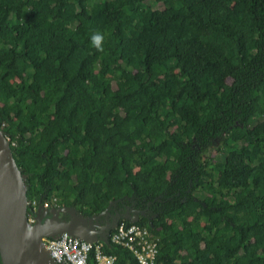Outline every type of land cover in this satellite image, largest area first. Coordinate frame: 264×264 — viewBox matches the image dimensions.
Wrapping results in <instances>:
<instances>
[{
    "label": "trees",
    "instance_id": "trees-1",
    "mask_svg": "<svg viewBox=\"0 0 264 264\" xmlns=\"http://www.w3.org/2000/svg\"><path fill=\"white\" fill-rule=\"evenodd\" d=\"M0 130L27 200L133 201L163 264H264V0H0Z\"/></svg>",
    "mask_w": 264,
    "mask_h": 264
},
{
    "label": "water",
    "instance_id": "water-1",
    "mask_svg": "<svg viewBox=\"0 0 264 264\" xmlns=\"http://www.w3.org/2000/svg\"><path fill=\"white\" fill-rule=\"evenodd\" d=\"M25 176L18 169L9 142L0 130V262L1 264H53L44 247V237L60 233L94 241H107V234L116 222L98 221L105 210L91 216L82 215L72 206L41 209L31 224L26 219L28 200ZM133 217L137 221L139 210ZM67 214L68 216H64Z\"/></svg>",
    "mask_w": 264,
    "mask_h": 264
},
{
    "label": "built area",
    "instance_id": "built-area-1",
    "mask_svg": "<svg viewBox=\"0 0 264 264\" xmlns=\"http://www.w3.org/2000/svg\"><path fill=\"white\" fill-rule=\"evenodd\" d=\"M6 139L9 141L8 137ZM52 205L58 206L55 197L42 202L35 198L28 200L27 221L35 223L38 209L50 208ZM43 242L53 264H114L116 255L107 252L105 245L125 249L136 264H163L158 259L159 238L137 222L120 220L109 233L107 241H88L63 232L52 238L44 237Z\"/></svg>",
    "mask_w": 264,
    "mask_h": 264
},
{
    "label": "flooded vegetation",
    "instance_id": "flooded-vegetation-1",
    "mask_svg": "<svg viewBox=\"0 0 264 264\" xmlns=\"http://www.w3.org/2000/svg\"><path fill=\"white\" fill-rule=\"evenodd\" d=\"M110 210L104 211V213L101 215V218L98 220L100 221H106V222H118L123 218L124 216L133 217L134 211L139 210V213L142 212V214L139 215L138 219L141 217H145L148 219V221L155 216V213L152 212L149 207H143L141 204L135 203L131 201L130 203L122 202L121 204H113L109 206Z\"/></svg>",
    "mask_w": 264,
    "mask_h": 264
},
{
    "label": "rangeland",
    "instance_id": "rangeland-1",
    "mask_svg": "<svg viewBox=\"0 0 264 264\" xmlns=\"http://www.w3.org/2000/svg\"><path fill=\"white\" fill-rule=\"evenodd\" d=\"M157 2H159V0H156ZM177 56L178 58L181 57V53L178 52L177 53ZM45 69L46 70H51L53 68V64H54V61L53 60H49L47 59L45 62ZM8 83H10V79H7L6 80ZM221 140H222V137H218L217 139H215L213 142H212V145H209L207 148H206V151L205 153L207 154V156H210L212 157L213 159L216 158V155H220L222 154V150L221 149H217V146H219L221 144ZM215 152H217V154L215 155ZM203 153V156L206 157V154ZM186 254V250H181L178 252V256H183Z\"/></svg>",
    "mask_w": 264,
    "mask_h": 264
},
{
    "label": "clouds",
    "instance_id": "clouds-1",
    "mask_svg": "<svg viewBox=\"0 0 264 264\" xmlns=\"http://www.w3.org/2000/svg\"><path fill=\"white\" fill-rule=\"evenodd\" d=\"M102 39H103V37L101 36V35H99V34H96V35H94L93 37H92V41H93V43H94V45L97 47V48H100V45H101V43H102ZM9 142V141H8ZM36 199V198H35ZM57 199V198H56ZM37 201H39L38 199H36ZM43 200H47V199H43ZM42 200V201H43ZM42 201H40V202H42ZM57 204H58V200H57ZM58 207H61L60 206V204H58V206H56V207H54L53 205L50 207V208H58ZM50 208H47V209H50ZM42 209V208H41ZM140 215V214H139ZM121 220H128V222L127 223H129V222H137V221H131V220H129V219H124V217L123 218H121ZM120 221V220H119ZM118 221V222H119ZM117 222V223H118ZM138 223V222H137ZM140 224V223H139ZM142 225V224H141ZM112 229H113V227L112 228H110V230H109V232H108V234H107V239H108V235H109V233L112 231Z\"/></svg>",
    "mask_w": 264,
    "mask_h": 264
},
{
    "label": "crops",
    "instance_id": "crops-1",
    "mask_svg": "<svg viewBox=\"0 0 264 264\" xmlns=\"http://www.w3.org/2000/svg\"><path fill=\"white\" fill-rule=\"evenodd\" d=\"M111 201H113V202H115V204H116V200H111ZM114 203H112L111 205H113ZM110 210V208H108L107 209V212Z\"/></svg>",
    "mask_w": 264,
    "mask_h": 264
}]
</instances>
